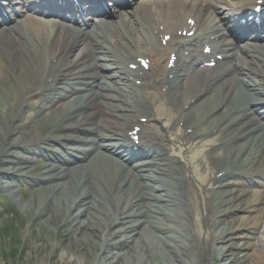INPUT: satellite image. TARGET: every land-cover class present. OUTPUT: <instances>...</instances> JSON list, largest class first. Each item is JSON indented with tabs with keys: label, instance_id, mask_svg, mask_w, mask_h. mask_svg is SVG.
<instances>
[{
	"label": "bare ground",
	"instance_id": "obj_1",
	"mask_svg": "<svg viewBox=\"0 0 264 264\" xmlns=\"http://www.w3.org/2000/svg\"><path fill=\"white\" fill-rule=\"evenodd\" d=\"M21 10L27 9L22 7ZM193 12V8L187 9V13L193 14ZM179 15L176 14L175 17L180 18ZM148 21L158 22L157 19L151 18H148ZM125 27L131 34L133 43L141 46L143 39L140 28L132 22L127 23ZM14 30L15 27L1 30L3 35L8 36L6 41L0 39V89L7 87L14 91L16 88L22 99L20 98V105L15 114H5L0 118V139L9 138V148L22 150L25 147V131L28 134L29 129L36 127L35 124L44 122L40 113L31 117L30 125L24 122L28 113L27 108L24 109V104L32 97L36 84L41 85L38 70L45 68L48 63V60H43V53L36 52L35 44L45 42L47 46L54 40L46 39L39 31H19L21 41L14 39L8 44L7 41L18 33L11 34ZM111 37L119 39L122 35L116 32ZM68 38L71 41L63 45V49L80 50L83 39L73 40L72 36ZM109 39L110 34L103 40L108 42ZM122 47L130 51L128 46L122 45ZM103 60L106 59L103 58ZM118 69L117 66L116 70ZM117 74L118 71L114 77ZM261 74L264 73L261 72ZM212 81L211 78V83ZM218 84L223 89L221 98L219 91L206 97L208 93L216 90ZM202 92L204 95L199 97L198 95ZM187 94H192L191 98H206L197 100V103L193 104L178 121L199 120L205 121L206 124H215L221 118L229 122L237 116L235 115L237 99L234 93H229V89L222 83L204 88L197 85L190 93L182 92L176 95L174 103L177 111L187 103L188 99L185 96ZM2 95L5 99V93ZM138 99V95L128 89L107 95V103H112L113 100L119 102L118 105H111L108 108L110 115H114L115 118L114 128L117 127L120 130L121 126L125 127L131 116L139 111L138 108H133L131 114L128 113L129 109L123 113L118 112L124 110L128 102H132L133 106L140 105ZM224 99H226L225 102ZM205 104H209V107ZM212 107L218 112L215 119L211 114L212 111L209 112ZM65 113L66 111L61 112V114ZM242 115L246 113L242 112L240 116ZM104 136L108 141L113 138L110 132H106ZM233 136L238 134L230 133V141L234 138ZM31 137H33L32 134ZM224 137H226L225 133ZM244 138L250 139V136L245 135ZM232 144L238 145L237 153L239 150L250 152L257 149L255 145L246 146L248 143ZM9 148L4 151L0 149V180L2 189L8 192L12 200L18 204L22 214L29 216L23 242L25 243L29 238L33 239L34 253L38 254L46 248L45 245L42 248L34 245L37 239L43 238L44 234L47 238H53L48 240L51 242V250L46 256L49 255L50 259L42 258L39 264H53L55 261L51 258L58 249L62 250V253L56 264H67L71 261H76L77 264H242L241 259L245 255L232 253L230 249L234 243L230 241L236 237L235 233L239 232V228L244 223L252 226L251 222H256V219L250 217L246 222L245 217H233L232 213L225 214L227 211L236 212L241 208L240 201H236L235 198L237 195L232 194L225 181L228 179L229 168L239 158L237 153L229 156V162L222 169L217 170L220 174L216 179L218 180L216 186L218 183L219 186L217 189L214 188L213 194L218 196L219 193L222 198L217 200V204L208 208L207 215L204 217L205 222L212 221V231L209 244L205 245L202 252L199 246L194 244L195 236L189 229L192 199H188L191 197L188 185L184 184L185 187L180 188L174 185L176 187L174 192L166 190L162 195L159 194L168 187L166 171L169 168L166 164L161 169L150 173L147 170L139 178H135L130 171L123 170L115 161L111 159L109 161L100 156L69 170L45 164L38 178L41 182L40 188L29 198H24L9 178L21 166L12 164L18 160V157L13 156ZM227 153L230 155L231 151L228 149ZM25 168L28 169L26 165ZM180 169L181 167L174 166L175 171ZM131 180L134 182L130 183ZM161 196L169 198L160 200ZM176 197L180 200L175 199ZM153 220H158L160 227L155 226ZM34 223H37L38 231L35 235L32 234ZM250 229L251 233L256 232L255 228L250 227ZM207 249L211 256L205 261ZM249 256L254 258V261L264 264V250H256Z\"/></svg>",
	"mask_w": 264,
	"mask_h": 264
},
{
	"label": "rangeland",
	"instance_id": "obj_2",
	"mask_svg": "<svg viewBox=\"0 0 264 264\" xmlns=\"http://www.w3.org/2000/svg\"><path fill=\"white\" fill-rule=\"evenodd\" d=\"M10 92H8L9 95ZM6 100H0V104H2V107L5 106V113H9L11 107L9 108V104L2 102ZM0 107V108H2ZM3 112H0V117L2 116ZM36 190V187L33 189ZM33 190L31 192H33ZM30 189L28 191H25L23 195H28L31 193ZM0 195L3 196V194L0 191ZM9 208L14 212L12 214H7L5 210L0 211V264H39L42 258L45 260L50 259L49 255L48 257L46 254L50 253L51 250V242L48 240H52L53 238H47L46 235H42L40 240L37 239L36 244L38 247L42 248L45 245V250L42 251V253L35 254L33 245V239H27L26 244L24 241V234L26 227L29 222V216H24L22 212L17 208L18 204L11 201L10 198L7 199ZM204 213H201L199 215V210L197 211L196 216V222H194L193 229L197 231L198 234V243L203 244L202 237V229L205 231V227L202 225L204 224ZM192 222V217L189 218ZM202 227V228H201ZM199 228V230H198ZM33 233L32 234H38L37 228L35 225H33ZM196 234V233H195ZM197 235V234H196ZM200 237V239H199ZM208 239V236L206 237ZM62 253V250H57L54 252L53 257L51 258L52 261H55L53 264H56L59 259L60 255ZM29 257V258H28ZM28 258V259H27ZM24 260V261H23ZM67 264H77L75 261H71ZM259 264V263H256Z\"/></svg>",
	"mask_w": 264,
	"mask_h": 264
}]
</instances>
